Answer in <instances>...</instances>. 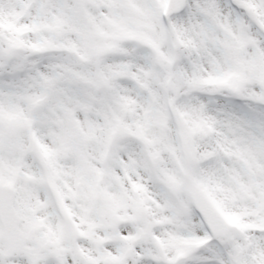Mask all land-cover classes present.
Returning a JSON list of instances; mask_svg holds the SVG:
<instances>
[{
    "label": "snow or ice",
    "instance_id": "obj_1",
    "mask_svg": "<svg viewBox=\"0 0 264 264\" xmlns=\"http://www.w3.org/2000/svg\"><path fill=\"white\" fill-rule=\"evenodd\" d=\"M0 264H264V0H0Z\"/></svg>",
    "mask_w": 264,
    "mask_h": 264
}]
</instances>
